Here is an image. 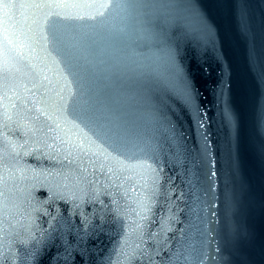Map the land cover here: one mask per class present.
<instances>
[{
  "label": "water",
  "instance_id": "water-1",
  "mask_svg": "<svg viewBox=\"0 0 264 264\" xmlns=\"http://www.w3.org/2000/svg\"><path fill=\"white\" fill-rule=\"evenodd\" d=\"M53 2L113 7H4ZM119 138L123 188L68 156ZM0 264H264V0H0Z\"/></svg>",
  "mask_w": 264,
  "mask_h": 264
},
{
  "label": "snow or ice",
  "instance_id": "snow-or-ice-1",
  "mask_svg": "<svg viewBox=\"0 0 264 264\" xmlns=\"http://www.w3.org/2000/svg\"><path fill=\"white\" fill-rule=\"evenodd\" d=\"M120 4L117 2L116 7H119ZM5 8L19 7V8H34L37 10L40 9H49L51 11L44 12L42 16L33 14L32 23L28 25L29 32H33L38 35L39 38L47 41L49 36L53 40H59L62 30L65 25H62L61 21H84V20H96L97 16H104V11H97L95 14L88 12L87 14H82L79 10L84 9H104L105 11L111 7H113L111 2L108 3H78V2H53V3H32V4H5ZM76 10V11H73ZM33 25L35 27H33ZM67 87V85H65ZM61 93H58L62 97ZM63 98V97H62ZM59 127V125H57ZM65 143H70V141H65ZM93 141L89 142V147L85 148L82 142L76 144H70V148L68 151V156L72 155L71 149H76L80 155L88 156L89 163L93 166L99 163V169H93L94 171H101L102 174L107 175L109 179H115L116 181H121V183L116 184V187L123 188L124 182L132 181L136 177H143L145 171L152 168V164L148 163V153L145 148L140 146L139 144L124 138H119L113 141L111 151L105 150L102 152L97 149L95 151L92 150L91 144ZM103 155L102 160L91 159V157H101ZM67 159V157H66ZM68 163L71 164L72 160L69 159ZM85 161H80V168L78 172L84 173L87 172L88 169L84 167ZM72 175L76 176L77 183L81 182V180H87V176H80L77 173H72ZM68 177L66 176L65 179ZM89 183H94V181H89ZM67 187V184L64 185ZM144 187V185H141ZM132 191L135 192L136 189L133 187ZM127 194V190L125 191ZM142 207H146L141 202ZM139 214V213H138ZM54 218V217H53ZM50 227L55 228L54 225H50ZM218 250V249H217Z\"/></svg>",
  "mask_w": 264,
  "mask_h": 264
}]
</instances>
